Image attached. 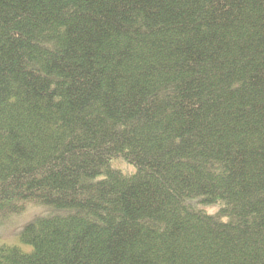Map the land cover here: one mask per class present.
I'll return each mask as SVG.
<instances>
[{"label": "trees", "instance_id": "1", "mask_svg": "<svg viewBox=\"0 0 264 264\" xmlns=\"http://www.w3.org/2000/svg\"><path fill=\"white\" fill-rule=\"evenodd\" d=\"M35 205L0 264H264V0H0V226Z\"/></svg>", "mask_w": 264, "mask_h": 264}, {"label": "rangeland", "instance_id": "2", "mask_svg": "<svg viewBox=\"0 0 264 264\" xmlns=\"http://www.w3.org/2000/svg\"><path fill=\"white\" fill-rule=\"evenodd\" d=\"M113 163L124 170H129L130 168H133L130 163L120 157L116 158ZM40 210L41 206L35 205L24 215L16 217L12 221L10 219L6 221L3 226H0V241H5L8 243H20L21 240L18 238L19 230L23 228L26 224H28L30 221H32L37 216V213Z\"/></svg>", "mask_w": 264, "mask_h": 264}]
</instances>
